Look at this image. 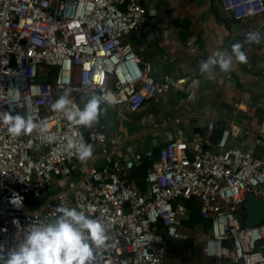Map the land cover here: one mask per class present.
<instances>
[{
    "label": "built area",
    "instance_id": "1",
    "mask_svg": "<svg viewBox=\"0 0 264 264\" xmlns=\"http://www.w3.org/2000/svg\"><path fill=\"white\" fill-rule=\"evenodd\" d=\"M219 2L236 20L264 16V0ZM148 17L138 0H0V112L47 120L55 137L51 143L36 133L13 137L0 123V244L6 248L66 206L108 229L111 239L97 250L98 264H181L169 261L168 250L188 243L187 204L196 199L210 222L205 258L246 264L264 254V221L240 224L248 195L264 202V158L251 146L228 147L229 127L212 148L199 134L178 132L163 145L133 149L110 136L104 115L91 128L74 129L51 110L65 89L73 90L79 107L95 93L115 122L124 123L146 102L183 91L185 79H155L151 64L125 41ZM256 130L264 135L263 125ZM80 136L93 146L90 167L65 148ZM145 158L151 165L142 191L127 176ZM14 194L20 206L10 202Z\"/></svg>",
    "mask_w": 264,
    "mask_h": 264
},
{
    "label": "crops",
    "instance_id": "2",
    "mask_svg": "<svg viewBox=\"0 0 264 264\" xmlns=\"http://www.w3.org/2000/svg\"><path fill=\"white\" fill-rule=\"evenodd\" d=\"M149 13L148 21L125 38L141 60L152 66V75L183 78V91L168 92L159 102L148 101L124 123H116L106 110L104 121L110 136L124 146L141 149L164 142L181 132L191 138L199 134L214 147L221 131L229 127L228 147H253L264 158V38L256 46L242 48L247 63L233 59L228 73L215 68L211 76L201 74L199 65L215 51L231 54L232 46L254 29L264 33V16L236 20L222 11L219 0H138ZM237 21V23H234ZM246 130H251L245 134ZM99 161H96V164ZM91 161L86 162L90 167Z\"/></svg>",
    "mask_w": 264,
    "mask_h": 264
},
{
    "label": "clouds",
    "instance_id": "3",
    "mask_svg": "<svg viewBox=\"0 0 264 264\" xmlns=\"http://www.w3.org/2000/svg\"><path fill=\"white\" fill-rule=\"evenodd\" d=\"M256 39L254 33L249 34V42H255ZM233 59L247 63V56L240 44L232 46L231 54L215 51L200 63V73L211 76L217 67L221 72L228 73L232 70ZM72 91L65 89L51 105V110L61 114L71 128H91L106 112L102 107L104 97L92 93L79 107L72 97ZM0 123L7 127L13 137L36 133L43 143H51L55 138L54 133H50L47 120L36 122L30 116L13 115L7 111L0 112ZM65 148L82 163L93 157V146L86 143L82 136L69 138ZM10 202L20 206L21 197L14 194ZM13 223L19 226L18 221ZM110 239L108 229L99 219H93L74 207L60 206L56 209L55 219L33 225L23 241L15 247L6 248L0 244V264H98L97 250L107 248ZM246 264H264V254H253L246 259Z\"/></svg>",
    "mask_w": 264,
    "mask_h": 264
},
{
    "label": "rangeland",
    "instance_id": "4",
    "mask_svg": "<svg viewBox=\"0 0 264 264\" xmlns=\"http://www.w3.org/2000/svg\"><path fill=\"white\" fill-rule=\"evenodd\" d=\"M113 119V124H114ZM76 180V179H74ZM189 232V240L185 247L169 248L168 259L171 263L181 264H216V262L207 259L202 253V246L208 238L207 233L197 229Z\"/></svg>",
    "mask_w": 264,
    "mask_h": 264
},
{
    "label": "trees",
    "instance_id": "5",
    "mask_svg": "<svg viewBox=\"0 0 264 264\" xmlns=\"http://www.w3.org/2000/svg\"><path fill=\"white\" fill-rule=\"evenodd\" d=\"M150 165L151 161L149 159H143L139 166L134 167L129 171L127 176L128 182H134L137 188L143 191L145 189V176ZM187 208L189 212V220L184 222L185 228L190 231L199 229L204 234H208L210 222L200 216L198 201L196 199H192L188 202Z\"/></svg>",
    "mask_w": 264,
    "mask_h": 264
},
{
    "label": "water",
    "instance_id": "6",
    "mask_svg": "<svg viewBox=\"0 0 264 264\" xmlns=\"http://www.w3.org/2000/svg\"><path fill=\"white\" fill-rule=\"evenodd\" d=\"M222 11L229 15V19H232V16L225 12L223 9ZM237 23V21H234ZM255 34L257 39L255 42H249L248 36L249 34H244L241 38H239L235 44H240L243 47L247 45L256 46L258 45L264 38V33L260 29H254L252 33ZM245 214L240 216V224L242 226L246 225L247 227H255L261 224L264 221V202L259 201L255 198L254 195H248L244 204Z\"/></svg>",
    "mask_w": 264,
    "mask_h": 264
}]
</instances>
